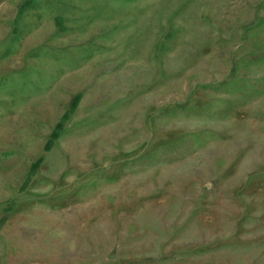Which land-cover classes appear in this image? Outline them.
<instances>
[{
    "label": "rangeland",
    "instance_id": "obj_1",
    "mask_svg": "<svg viewBox=\"0 0 264 264\" xmlns=\"http://www.w3.org/2000/svg\"><path fill=\"white\" fill-rule=\"evenodd\" d=\"M0 264H264V0H0Z\"/></svg>",
    "mask_w": 264,
    "mask_h": 264
}]
</instances>
